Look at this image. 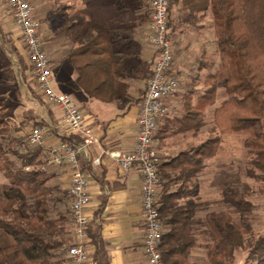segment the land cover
Listing matches in <instances>:
<instances>
[{"label":"crops","instance_id":"1","mask_svg":"<svg viewBox=\"0 0 264 264\" xmlns=\"http://www.w3.org/2000/svg\"><path fill=\"white\" fill-rule=\"evenodd\" d=\"M59 2L48 3L46 32L41 25L44 46L52 59L53 88L69 95L81 108L87 126L98 140L78 157L80 168L90 180L91 202L85 210L93 218L92 225L100 226L107 264H147L142 176L137 165L124 171L107 153L132 151L136 141L139 110L154 59V50L147 42L150 0H65L63 5ZM38 17L44 18L41 14ZM169 23L174 58L170 75L179 80V89L166 100L168 114L160 121L159 131L161 146L173 158L208 140L205 136L214 124L222 81L216 83L211 78L219 61L211 10L200 11V0H174ZM210 36L212 39H207ZM203 62H210L209 68ZM23 63L29 65L26 59ZM210 68L213 71L208 72ZM193 71L201 75L194 77ZM105 82L111 83L110 90ZM121 84L127 88L122 95ZM32 112L33 124L55 127L62 120V112L55 106L48 105L39 113L32 108ZM60 140L56 131L48 135L45 152L48 154L49 148ZM213 159L199 177L202 215L211 211L209 202L215 195V189L204 187L214 178L205 173ZM47 171L52 177L50 183L67 192L70 166L49 165ZM10 186L9 179L0 172V198ZM73 232L71 222L72 241ZM213 244L209 238L199 237L190 264H210ZM88 250L94 262L96 246L91 238Z\"/></svg>","mask_w":264,"mask_h":264},{"label":"trees","instance_id":"2","mask_svg":"<svg viewBox=\"0 0 264 264\" xmlns=\"http://www.w3.org/2000/svg\"><path fill=\"white\" fill-rule=\"evenodd\" d=\"M172 3L174 0L168 17ZM207 9L213 15L219 58L211 78L223 82L227 98L215 111L216 137L189 152L165 158L161 165L158 205L164 227L163 264H190V255L202 236L215 245L210 248V264L233 263L236 252L244 249L248 250L245 264H264V231L256 238L250 222L254 206L248 193L225 183L218 203L221 209L205 215L199 194V177L206 161L218 151L222 135L244 138L251 153L248 176L264 185V0H200V11ZM105 85L109 90L112 87L110 82ZM120 86L124 87L122 95L127 88ZM3 110L0 107V126L8 116ZM61 140L82 142L73 135ZM12 143L19 142L0 144V172L11 184L0 198V264L70 263L65 253L72 244L71 199L50 183L44 148L26 143L29 147L21 153L14 151ZM24 144L20 142V146ZM89 235L96 246L94 262L107 264L100 226L91 225Z\"/></svg>","mask_w":264,"mask_h":264},{"label":"built area","instance_id":"3","mask_svg":"<svg viewBox=\"0 0 264 264\" xmlns=\"http://www.w3.org/2000/svg\"><path fill=\"white\" fill-rule=\"evenodd\" d=\"M171 0H150L149 34L147 42L154 50L150 75L137 120V136L132 151H110L107 154L124 171L137 165L142 176L141 201L145 229L144 253L147 264H163L162 240L164 227L160 219L158 196L161 184L160 170L164 161L157 138L160 121L167 116L166 100L179 89V80L170 75L173 66V42L168 11ZM15 24L32 66V74L42 102L58 107L62 120L55 127L41 125L32 128L27 141L31 146L45 148L46 137L54 131L65 136L81 138L80 144L60 140L49 148L47 165L66 164L71 168L67 194L71 199V217L74 225L73 241L65 256L70 264H96L88 250L89 230L93 218L86 207L91 202L90 180L82 171L78 157L88 146L98 143L85 122L81 108L67 94L54 90L52 84V59L43 41L41 22L35 18L30 0H8ZM97 164L100 160L96 161ZM29 168H27L28 170Z\"/></svg>","mask_w":264,"mask_h":264},{"label":"rangeland","instance_id":"4","mask_svg":"<svg viewBox=\"0 0 264 264\" xmlns=\"http://www.w3.org/2000/svg\"><path fill=\"white\" fill-rule=\"evenodd\" d=\"M49 1L51 0H35V2L30 0L35 18L41 22L43 32L47 31L49 22ZM59 1L62 5L65 3V0ZM38 14L44 16L43 20L39 19ZM207 39H212V37H207ZM25 59L29 62L22 36L9 9L8 0H0V107L4 109L3 114L8 115L5 125L0 126V144L3 143L6 146L8 141L17 139L19 143H12L10 146L14 151L18 150L21 153L29 147L26 143L30 145L27 141L28 132H30L28 127L33 128L32 125L34 127L37 125L36 122L34 124L31 122V119L35 117L32 108L39 113L41 109L44 110L48 107L42 102L30 62L29 65L23 63ZM203 63L209 68L210 62ZM210 71L213 70L210 68L208 72ZM200 75L196 71L193 73L194 77ZM219 88L223 93H218L216 97L217 106H220L227 98L223 82H221ZM199 90L202 91L203 89ZM33 103H36V105ZM213 127L214 124L211 125L209 132H206L205 138L208 137V140L216 137ZM220 139V145L214 159L211 157L206 161L207 166L209 160H214V163L209 166L210 169L205 170L206 175L213 174L214 178L211 177L207 182L208 184L204 185L206 188L215 189L214 198L211 197L209 202L211 211L221 209L218 203L225 183L231 184L241 192L248 193V200L254 206V213L250 218V222L254 228L255 236L258 238L264 231V185L248 176L251 153L244 146V138L236 135H222ZM158 140L162 157L169 158L170 154L161 146L160 136H158ZM21 141L25 142L24 146H20ZM11 158L15 160L12 155ZM210 247L214 249L215 245H210ZM247 255V249L238 250L233 263L229 261L226 263V260H223V263L245 264Z\"/></svg>","mask_w":264,"mask_h":264}]
</instances>
